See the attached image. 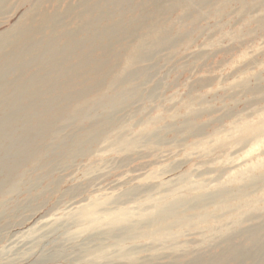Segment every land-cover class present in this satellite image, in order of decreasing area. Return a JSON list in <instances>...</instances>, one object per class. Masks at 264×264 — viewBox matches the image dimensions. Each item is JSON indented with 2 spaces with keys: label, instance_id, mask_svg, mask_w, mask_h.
I'll list each match as a JSON object with an SVG mask.
<instances>
[{
  "label": "rangeland",
  "instance_id": "374dc122",
  "mask_svg": "<svg viewBox=\"0 0 264 264\" xmlns=\"http://www.w3.org/2000/svg\"><path fill=\"white\" fill-rule=\"evenodd\" d=\"M0 264H264V0H0Z\"/></svg>",
  "mask_w": 264,
  "mask_h": 264
},
{
  "label": "bare ground",
  "instance_id": "6f19581e",
  "mask_svg": "<svg viewBox=\"0 0 264 264\" xmlns=\"http://www.w3.org/2000/svg\"><path fill=\"white\" fill-rule=\"evenodd\" d=\"M45 24V23H44ZM4 42V41H3ZM2 43V42H1ZM61 64V63H60ZM69 66V65H68ZM48 108V107H47Z\"/></svg>",
  "mask_w": 264,
  "mask_h": 264
}]
</instances>
